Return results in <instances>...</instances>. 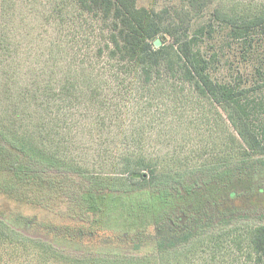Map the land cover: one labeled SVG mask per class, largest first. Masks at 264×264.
Listing matches in <instances>:
<instances>
[{
	"label": "rangeland",
	"instance_id": "374dc122",
	"mask_svg": "<svg viewBox=\"0 0 264 264\" xmlns=\"http://www.w3.org/2000/svg\"><path fill=\"white\" fill-rule=\"evenodd\" d=\"M135 2L138 8L157 12L183 8L187 0ZM263 4L264 0H212L191 22L190 36L198 34L202 52L212 64L214 78L244 86L264 83V76L262 81L256 73L260 64L264 72V28L249 39L251 47H258L251 51L248 44L242 46L230 38L227 28L216 26L212 17L217 7L253 14ZM77 8L74 0H0V127L29 132L35 144L57 155L66 170L43 171L57 175L67 192H71V186L86 188L90 184L91 191L95 185L98 191L115 190L111 194L120 193L117 187L127 191L126 194L152 190L156 193L162 188L174 191L172 186L178 188L181 182L205 181L210 186L215 184L210 194L216 190L220 194L217 177L224 172L226 186H233L237 184L235 177L241 174L251 189L244 195L240 192L244 187H234L238 194L235 206L244 212L222 223L212 221V227L198 237L201 244L197 243L192 250L194 242L186 247L187 256L179 252L177 259L181 262L177 264H211L210 251L217 244L221 255L214 264H244L241 259L246 253L244 232L264 225V194H256L258 188L264 189V166L238 170L239 157L228 151L231 143L223 133L226 128L211 107L198 110L189 101L184 109L173 112L172 107L150 101L142 94L136 100L130 78L119 77V90L113 94L101 79L112 73L102 68L91 71L90 65L96 62L95 23ZM68 63L74 66L73 86L48 100L43 95L45 84L50 83L53 88L60 86ZM257 98L264 104V89ZM36 128L41 130L40 134ZM128 145L137 155L155 163L153 170L142 171L145 182L131 180L127 170L119 165ZM249 171L248 180L244 175ZM28 199L30 203L21 204L0 194V217L22 215L32 220L31 228H21V223H15L10 230H4L7 239L4 243L0 241V264H25L35 251L29 243L28 248L10 249V239L13 242L25 235L46 238L40 227L73 223L69 218L72 214L64 207V196L57 200ZM227 241L231 242L230 247ZM198 258L201 261H196Z\"/></svg>",
	"mask_w": 264,
	"mask_h": 264
},
{
	"label": "trees",
	"instance_id": "16d2710c",
	"mask_svg": "<svg viewBox=\"0 0 264 264\" xmlns=\"http://www.w3.org/2000/svg\"><path fill=\"white\" fill-rule=\"evenodd\" d=\"M74 2L78 11L88 14L95 23L93 53L96 62L90 65L91 71L102 68L112 73L101 79L113 94L119 90V77L130 78L134 82L131 92L136 100L142 94L150 101L172 107L173 112L184 109L189 101L198 110L211 107L226 128L223 133L231 143L228 151L239 157L238 170L264 166V104L257 98L264 83L244 86L214 78L212 64L202 52L198 34L190 36L191 22L212 0H187L183 8H165L157 12L138 8L135 0ZM212 17L216 26L230 31V38L242 46L248 44L251 51L257 50V46L251 47L249 39L264 28V4L253 14L217 7ZM157 38L158 48L154 45ZM101 59L103 61L97 62ZM262 66L256 69L261 80L264 76ZM73 70L74 66L68 63L63 69L60 86L53 88L50 83L45 84L44 97L51 100L56 93L71 89L75 79ZM97 81L100 82V78ZM36 129L40 134L41 130ZM33 137L29 132L20 133L14 128L7 131L0 127V194L21 204L30 203L28 197L57 200L64 196V207L72 214L69 218L73 223L40 227L46 238L25 235L16 237L19 240L13 242L10 239V249L34 245L35 251L25 264H177L181 262L177 259L180 253L187 256L189 248L186 247L194 242L192 250L197 243L201 244L198 237L212 227V221L222 223L244 212L235 206L238 194L234 187H244L240 189L244 195L251 190L241 174L235 177L237 184L226 186L223 172L216 183L221 185L220 194L217 190L210 194L215 184L210 186L205 181L181 182L178 188L172 186L174 191L162 188L156 193L152 190L126 194L127 191L117 187L120 193L111 194L110 191L115 190L106 186L109 192L98 191L95 185L91 191L90 184H86V188L71 186V192H67L57 175L43 171L66 170V166H62L64 163L57 155L35 144ZM124 150L119 165L127 170L131 180L145 182L142 171L153 170L155 163L137 155L130 145ZM244 176L251 179V172ZM256 194L261 196L264 189L258 188ZM36 204L49 207L42 206L41 202ZM15 223H21V228H31L32 220L22 215H2L1 242L7 239L4 230H10ZM244 236L246 253L241 258L244 264H264V225L244 232ZM230 244L226 242L229 247ZM217 246L210 251L211 264L220 261L221 252Z\"/></svg>",
	"mask_w": 264,
	"mask_h": 264
},
{
	"label": "water",
	"instance_id": "95a60500",
	"mask_svg": "<svg viewBox=\"0 0 264 264\" xmlns=\"http://www.w3.org/2000/svg\"><path fill=\"white\" fill-rule=\"evenodd\" d=\"M154 45H155V47H159L160 46V42L158 41V40H156L155 42H154Z\"/></svg>",
	"mask_w": 264,
	"mask_h": 264
}]
</instances>
